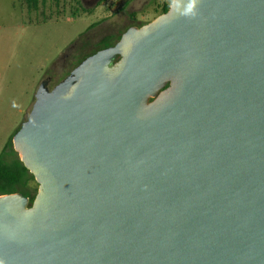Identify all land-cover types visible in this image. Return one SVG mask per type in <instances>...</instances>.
Masks as SVG:
<instances>
[{
    "label": "water",
    "instance_id": "95a60500",
    "mask_svg": "<svg viewBox=\"0 0 264 264\" xmlns=\"http://www.w3.org/2000/svg\"><path fill=\"white\" fill-rule=\"evenodd\" d=\"M189 2L40 85L3 264H264V0Z\"/></svg>",
    "mask_w": 264,
    "mask_h": 264
},
{
    "label": "rangeland",
    "instance_id": "374dc122",
    "mask_svg": "<svg viewBox=\"0 0 264 264\" xmlns=\"http://www.w3.org/2000/svg\"><path fill=\"white\" fill-rule=\"evenodd\" d=\"M171 2L0 0V153L43 82L52 89L67 78L73 57L93 53L106 36L115 41L129 26L149 23Z\"/></svg>",
    "mask_w": 264,
    "mask_h": 264
},
{
    "label": "trees",
    "instance_id": "16d2710c",
    "mask_svg": "<svg viewBox=\"0 0 264 264\" xmlns=\"http://www.w3.org/2000/svg\"><path fill=\"white\" fill-rule=\"evenodd\" d=\"M107 41L108 38L104 42ZM18 130L19 128L14 134ZM12 137L0 153V195L18 192L28 197L31 203L36 195L38 185L33 175L20 161L18 153L13 149Z\"/></svg>",
    "mask_w": 264,
    "mask_h": 264
},
{
    "label": "flooded vegetation",
    "instance_id": "af4514ba",
    "mask_svg": "<svg viewBox=\"0 0 264 264\" xmlns=\"http://www.w3.org/2000/svg\"><path fill=\"white\" fill-rule=\"evenodd\" d=\"M169 6L170 5H165V6H163L162 7V11H161V13L160 14H162V13H164L168 8H169ZM159 14V15H160ZM143 24H141V25H139V26H136V27H140V26H142ZM130 27H134L133 25H131V26H129L127 29H126V31L130 28ZM125 31V32H126ZM124 33V32H123ZM122 33V34H123ZM121 34V35H122ZM121 35L118 37V39H116L115 41H112L111 40V36H106L105 38H103L101 41H100V48L99 49H97V50H95L93 53H90V54H88V55H85V56H83V57H73V67H72V69L69 71V73L67 74V77L72 73V71L86 58V57H88V56H90V55H92V54H94L95 52H97L98 50H100V49H102V48H105V47H108V46H111V45H113L115 42H117L119 39H120V37H121ZM108 38V41L107 42H104L106 39ZM76 42H74L73 44H71L70 45V49H74V44H75ZM42 84H44L45 86H47L46 85V82H43ZM50 89V88H49Z\"/></svg>",
    "mask_w": 264,
    "mask_h": 264
},
{
    "label": "clouds",
    "instance_id": "9594fccd",
    "mask_svg": "<svg viewBox=\"0 0 264 264\" xmlns=\"http://www.w3.org/2000/svg\"><path fill=\"white\" fill-rule=\"evenodd\" d=\"M195 2H196V0H190V2H189V4H188L187 8L185 9V13H186V14H187V13H192V14H194V12H193V8H194V5H195ZM0 264H3V261H0Z\"/></svg>",
    "mask_w": 264,
    "mask_h": 264
}]
</instances>
